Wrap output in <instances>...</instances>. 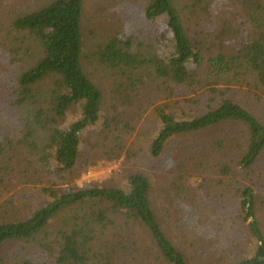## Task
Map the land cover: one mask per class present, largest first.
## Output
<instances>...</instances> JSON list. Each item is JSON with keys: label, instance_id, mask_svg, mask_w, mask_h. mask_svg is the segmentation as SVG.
<instances>
[{"label": "rangeland", "instance_id": "1", "mask_svg": "<svg viewBox=\"0 0 264 264\" xmlns=\"http://www.w3.org/2000/svg\"><path fill=\"white\" fill-rule=\"evenodd\" d=\"M48 1L0 0V135L6 148V153L0 157V224L27 220L44 208L50 201L45 192L48 188L65 192L81 190L88 185L127 189L129 177L142 174L151 183V204L164 232L191 264H234L243 257L252 256L257 248L256 238L249 223L236 216L233 191L238 186L254 188L259 197L257 217L264 231V154L251 177L245 180L239 174V182L230 192L219 183L220 178L229 181L222 174L224 166H233L236 158L245 154L247 128L225 123L198 134L178 136L168 143L160 157L155 158L149 146L161 129L157 108L168 106V112L180 119L188 117L184 112L189 117L198 115L203 112L206 101L205 96L201 97V87L151 80L146 89L140 87L131 94L132 87L126 88L130 84L127 75L123 77L124 74L90 57L96 54L100 43L122 28L136 39L135 42H143L146 46L150 42L156 46L150 34L153 32L157 37L160 29L157 22H148L145 18L148 0H85L82 62L86 74L103 94V107L98 125L84 134L78 166L72 172L58 174L52 159L43 166L37 155L19 144L17 123L21 114L13 102L18 90L17 80L29 68L26 62L29 58L26 57L21 65L19 61L15 63L11 54L15 49L10 39L13 35L11 24L17 16L31 13ZM194 2L176 0L184 22L190 27V37L203 48L205 61L201 79L206 82L211 71L210 58L219 52L217 36L227 23L235 25L243 20V3L201 0L199 7L208 8L209 13H193L191 5ZM232 39L228 37L226 43H231ZM120 85L123 89H119ZM244 92L240 93L248 97L252 111L263 116L264 95L259 92L261 98L258 100L249 94L247 86ZM194 99L196 105L189 107L187 102ZM69 114L65 125L80 117L79 107ZM219 142L225 143V149L217 146ZM227 147L232 150L227 152ZM180 177L182 185L194 183L193 178H205L210 189H205L200 197V211L193 208L189 195L180 193L181 188L177 186ZM214 186L215 191H211ZM204 203L211 206L212 211H204ZM99 205L89 202L63 210L35 240L3 246L0 259L9 264L24 259L34 264H52L61 248L62 233L72 231L81 219L98 210ZM199 212L206 224L197 228L192 216ZM109 221L101 234L103 244L109 246L103 259L115 245V258L121 259L118 264H167L160 258L146 228L129 223L121 216H111ZM103 259L97 254L89 264H101L96 260L103 262Z\"/></svg>", "mask_w": 264, "mask_h": 264}, {"label": "trees", "instance_id": "2", "mask_svg": "<svg viewBox=\"0 0 264 264\" xmlns=\"http://www.w3.org/2000/svg\"><path fill=\"white\" fill-rule=\"evenodd\" d=\"M195 1L191 5L193 13H209L208 8L199 7L201 0ZM84 3L85 0H50L31 13L17 16L11 24L13 35L10 39L15 48L11 54L15 63L19 61L21 65L26 57L29 58L26 61L29 68L17 80L18 90L13 102L21 114L17 123L19 144L37 155L43 166L52 159L58 174L72 172L78 166L84 134L98 125L103 107V94L86 74L82 62ZM237 3H243V20L235 25L227 23L219 32V52L210 58L211 71L206 82L201 79L205 61L203 48L190 37V27L184 22L176 0L147 1L145 18L148 22H157L160 29L159 36L150 34L156 46L150 42L148 46L135 42L136 39L122 28L100 43L96 54L90 56L124 74L123 77L127 75L130 84L126 88L132 87L131 94L140 87L146 89L151 80L201 87V97L205 96L206 101L203 112L198 115L189 117L184 112L188 117L180 119L168 112V106L157 108L161 129L149 146L155 158L160 157L168 143L178 136L198 134L225 123L246 127L245 154L236 158L233 166L227 164L222 169L229 181L220 178L219 183L228 192L239 182V174L245 180L251 177L264 154V115H256L249 106L248 97L240 93L247 86L249 94L258 100L261 98L259 92L264 95V2L237 0ZM228 37L233 38L231 43H226ZM45 83L48 84L46 88L43 87ZM203 88L207 89L203 92ZM187 103L191 107V104L196 105V100ZM75 107H79L80 117L65 125ZM224 144L219 142L217 146L222 150ZM228 149L231 148L227 147V152ZM5 153L0 135V157ZM179 179L181 182L175 185L181 188L180 193L189 195L193 208L200 211V197L209 188L205 178H193L194 183L188 185H182V178ZM214 188L211 191H215ZM45 192L50 201L29 219L0 224V250L10 242L35 240L63 210L91 202L100 204L98 210L81 219L72 231L62 233L61 248L52 264H89L97 254L103 259L109 246L105 247L101 234L108 227L111 216H121L129 223L146 228L164 263L191 264L164 232L151 204V183L142 174L130 176L127 189L88 185L69 192L52 188ZM233 193L236 216L249 223L257 242L252 256L243 257L234 264H264V231L257 217L258 194L253 187L240 186ZM205 204L204 211H212L211 206ZM200 214L192 216L197 228L206 224ZM114 248L115 245L103 262H96L118 264L121 259L115 258ZM3 261L0 259V264H9ZM11 264L34 262L24 259Z\"/></svg>", "mask_w": 264, "mask_h": 264}]
</instances>
